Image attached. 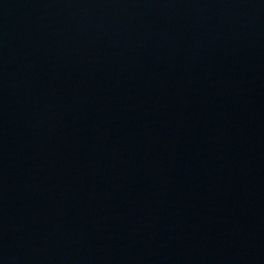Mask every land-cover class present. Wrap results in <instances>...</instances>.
Instances as JSON below:
<instances>
[{
    "label": "water",
    "instance_id": "obj_1",
    "mask_svg": "<svg viewBox=\"0 0 264 264\" xmlns=\"http://www.w3.org/2000/svg\"><path fill=\"white\" fill-rule=\"evenodd\" d=\"M0 264H264V0H0Z\"/></svg>",
    "mask_w": 264,
    "mask_h": 264
}]
</instances>
